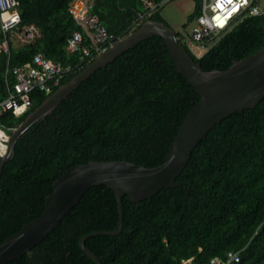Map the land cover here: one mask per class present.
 <instances>
[{
    "label": "trees",
    "instance_id": "1",
    "mask_svg": "<svg viewBox=\"0 0 264 264\" xmlns=\"http://www.w3.org/2000/svg\"><path fill=\"white\" fill-rule=\"evenodd\" d=\"M17 1L21 25H36L41 38L32 46L11 43L9 55L0 52V102L14 83L11 69L29 64L37 53L71 68L53 92L92 61L64 51L78 29L68 13L72 0ZM87 1L117 40L145 20L168 25L161 7L150 13L141 0ZM198 5L196 0L190 22ZM139 14L141 23L134 25ZM263 44L264 13L239 20L199 57L186 49L211 71L227 69L234 58L255 54ZM47 96L35 91L31 109L20 117L3 113L0 127L10 133ZM199 100L176 72L161 37L139 42L95 71L17 139L12 159L2 166L0 243L42 213L52 184L71 167L103 160L162 164ZM176 184L138 202L123 196L121 232L87 236L86 249L100 264H210L213 258L226 260L228 252L239 258L232 264H264V98L216 124L194 148ZM118 219L114 192L90 187L45 239L7 264H95L80 239L117 230Z\"/></svg>",
    "mask_w": 264,
    "mask_h": 264
},
{
    "label": "water",
    "instance_id": "2",
    "mask_svg": "<svg viewBox=\"0 0 264 264\" xmlns=\"http://www.w3.org/2000/svg\"><path fill=\"white\" fill-rule=\"evenodd\" d=\"M161 37L176 72L199 95L200 100L184 117L172 140L162 164L144 167L123 160L90 161L65 170L52 184L45 198L42 213L32 222L0 243V264L20 259L45 239L63 217L76 205L82 195L93 186H105L114 192L118 208V227L112 232H95L83 236L80 247L95 264L99 260L86 249L83 240L93 235H117L123 219L122 197L132 202L149 199L163 188L176 187V178L186 167L194 148L222 119L244 109L254 108L264 98V44L252 55L237 60L225 70L204 71L195 62L176 32L164 22L143 21L105 52L97 55L76 76L49 94L26 118L15 126L8 137L7 150L0 159V174L5 162L13 157L17 139L33 124L50 114L83 81L116 57L151 37Z\"/></svg>",
    "mask_w": 264,
    "mask_h": 264
},
{
    "label": "built area",
    "instance_id": "3",
    "mask_svg": "<svg viewBox=\"0 0 264 264\" xmlns=\"http://www.w3.org/2000/svg\"><path fill=\"white\" fill-rule=\"evenodd\" d=\"M143 5L154 12L170 0H162L155 4L152 0H141ZM199 14L194 19L190 30L182 28L176 32L182 45L199 57L197 50L204 53L213 45L223 33L230 30L239 20L258 16L264 13L257 0H198ZM17 0H0V30L3 40L0 43V52L9 55V45L25 47L34 45L41 33L36 25H21V16ZM91 4L87 0H72L68 13L78 27L66 39L64 51L67 54H77L80 61L93 60L97 55L112 47L118 40L109 35L95 14L90 13ZM143 16L138 15L134 25L141 23ZM201 56V55H200ZM71 71L70 67H63L60 62L46 58L41 53L32 57L29 64L16 66L11 69L14 83L8 88L7 97L0 102V115L11 112L16 117L27 113L32 107L31 96L35 91L49 95L60 83L65 74ZM8 131L0 127V159L7 150ZM234 252H228L226 260L218 258L210 260V264H232L238 261ZM190 260L182 264H189Z\"/></svg>",
    "mask_w": 264,
    "mask_h": 264
},
{
    "label": "rangeland",
    "instance_id": "4",
    "mask_svg": "<svg viewBox=\"0 0 264 264\" xmlns=\"http://www.w3.org/2000/svg\"><path fill=\"white\" fill-rule=\"evenodd\" d=\"M262 9H264V0H257ZM196 0H170L161 7L160 13L166 23L175 32L182 28L190 30L194 22L189 21V17L194 13ZM13 46L16 43L12 42ZM197 53L201 54L199 50ZM200 56V55H199Z\"/></svg>",
    "mask_w": 264,
    "mask_h": 264
},
{
    "label": "crops",
    "instance_id": "5",
    "mask_svg": "<svg viewBox=\"0 0 264 264\" xmlns=\"http://www.w3.org/2000/svg\"><path fill=\"white\" fill-rule=\"evenodd\" d=\"M203 53H201L200 55H202Z\"/></svg>",
    "mask_w": 264,
    "mask_h": 264
}]
</instances>
